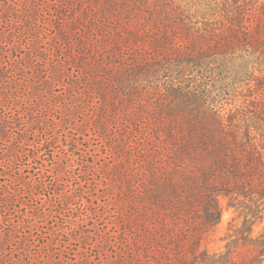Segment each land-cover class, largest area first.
<instances>
[{
	"label": "trees",
	"instance_id": "obj_1",
	"mask_svg": "<svg viewBox=\"0 0 264 264\" xmlns=\"http://www.w3.org/2000/svg\"><path fill=\"white\" fill-rule=\"evenodd\" d=\"M48 7L64 69L36 87L77 70L68 115L92 107L91 129L111 159L104 174L117 194L103 197L121 243L116 262L264 264V0ZM226 207L235 215L222 250L210 251Z\"/></svg>",
	"mask_w": 264,
	"mask_h": 264
},
{
	"label": "rangeland",
	"instance_id": "obj_2",
	"mask_svg": "<svg viewBox=\"0 0 264 264\" xmlns=\"http://www.w3.org/2000/svg\"><path fill=\"white\" fill-rule=\"evenodd\" d=\"M54 2L0 0V129L8 127L0 131V201L6 199L0 203V264H120L121 243L110 223L114 209L103 197L104 191L117 194L116 181L104 174L111 159L91 129L92 107L68 115L67 86L77 70L36 87L64 69L52 56L54 13L48 6ZM9 6L21 10L16 18ZM32 14L33 23L22 24ZM234 215V208H225L205 241L210 251L222 250Z\"/></svg>",
	"mask_w": 264,
	"mask_h": 264
}]
</instances>
